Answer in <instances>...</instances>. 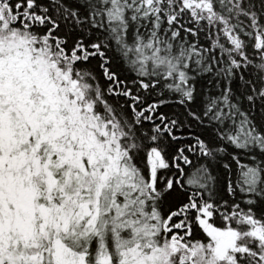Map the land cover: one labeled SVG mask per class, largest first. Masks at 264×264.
Returning <instances> with one entry per match:
<instances>
[{
	"label": "snow or ice",
	"instance_id": "snow-or-ice-1",
	"mask_svg": "<svg viewBox=\"0 0 264 264\" xmlns=\"http://www.w3.org/2000/svg\"><path fill=\"white\" fill-rule=\"evenodd\" d=\"M0 264H264V0H0Z\"/></svg>",
	"mask_w": 264,
	"mask_h": 264
}]
</instances>
